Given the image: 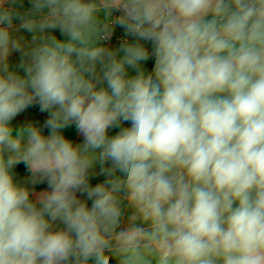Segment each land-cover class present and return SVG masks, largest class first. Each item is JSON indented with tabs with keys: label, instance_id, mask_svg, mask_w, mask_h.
<instances>
[{
	"label": "clouds",
	"instance_id": "obj_1",
	"mask_svg": "<svg viewBox=\"0 0 264 264\" xmlns=\"http://www.w3.org/2000/svg\"><path fill=\"white\" fill-rule=\"evenodd\" d=\"M30 3L0 0V264H264V0Z\"/></svg>",
	"mask_w": 264,
	"mask_h": 264
},
{
	"label": "crops",
	"instance_id": "obj_2",
	"mask_svg": "<svg viewBox=\"0 0 264 264\" xmlns=\"http://www.w3.org/2000/svg\"><path fill=\"white\" fill-rule=\"evenodd\" d=\"M30 7H31L30 0H23L22 10H26V9H28ZM19 23H20V21L18 19L14 20V24L16 26H18ZM116 33L121 35V36H124V30H122V29L116 30ZM55 34L59 38H63L61 36V34L59 33V30H55ZM18 35H22V36L25 37L26 40H30L32 34L26 32L23 29H21L20 32L18 33ZM108 43L110 44V46H118L119 45V43H115V42H108ZM147 46L149 48L151 47L150 44L147 45ZM10 60H11V67L12 68H16V66L19 64V61H20V53H18V52L12 53V55L10 57ZM152 64H153V61L150 60V61L147 62L146 67L150 70ZM17 70H19V69H17ZM19 71H21V73H22V70H19ZM130 74H134V73H132L131 70H130ZM37 111H38V106L33 107V108H29L25 113L20 114L16 118V120H14L12 123L14 125H17V124H19L21 122H27V121L31 120V121H35L37 124L42 126L43 121L47 118L48 114L47 113H39V111L38 112ZM38 114L41 116L42 119L41 118L39 119V118L36 117ZM44 131H45V134H47L48 130L45 129ZM63 131H64V134L67 137L73 139L75 142H81L82 141V137L79 136V134L76 132L74 125L69 127V128H67V129H64ZM115 131H118V130H116V129L110 130V134H114ZM27 175H28V173L19 174V175H17V179H22L23 177H26ZM101 178H103V176H97L95 179H101ZM36 187H37V185L35 186V190L38 191ZM125 219H127V214L125 215ZM121 227H123V225Z\"/></svg>",
	"mask_w": 264,
	"mask_h": 264
},
{
	"label": "trees",
	"instance_id": "obj_3",
	"mask_svg": "<svg viewBox=\"0 0 264 264\" xmlns=\"http://www.w3.org/2000/svg\"><path fill=\"white\" fill-rule=\"evenodd\" d=\"M16 171H17V175L27 173V170H26V168L24 167L23 164L18 165ZM103 179H104V177L101 178V179H95L94 178L93 181H92V183L95 184L97 182H101ZM36 188H37L38 191L43 190V189L46 188V184H39V185H37ZM90 204H91V202H89V205Z\"/></svg>",
	"mask_w": 264,
	"mask_h": 264
},
{
	"label": "built area",
	"instance_id": "obj_4",
	"mask_svg": "<svg viewBox=\"0 0 264 264\" xmlns=\"http://www.w3.org/2000/svg\"><path fill=\"white\" fill-rule=\"evenodd\" d=\"M117 14H118V13H117ZM118 29H122V28H120L119 26H117L116 30H118ZM122 30H123V29H122ZM124 38H127V39H129V40L132 39L131 37L121 36V35L117 34L116 31H115V33H114V35H113V38H112V40H111L110 42L120 43L121 40L124 39Z\"/></svg>",
	"mask_w": 264,
	"mask_h": 264
},
{
	"label": "rangeland",
	"instance_id": "obj_5",
	"mask_svg": "<svg viewBox=\"0 0 264 264\" xmlns=\"http://www.w3.org/2000/svg\"><path fill=\"white\" fill-rule=\"evenodd\" d=\"M37 112H38V111H37ZM36 117L39 118V119L41 118V116H40L39 114H38ZM41 119H42V118H41Z\"/></svg>",
	"mask_w": 264,
	"mask_h": 264
}]
</instances>
